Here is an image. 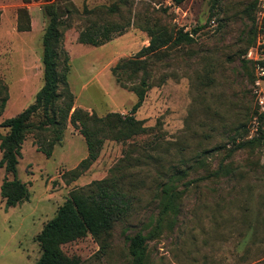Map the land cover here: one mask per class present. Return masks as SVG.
Listing matches in <instances>:
<instances>
[{
  "label": "rangeland",
  "instance_id": "1",
  "mask_svg": "<svg viewBox=\"0 0 264 264\" xmlns=\"http://www.w3.org/2000/svg\"><path fill=\"white\" fill-rule=\"evenodd\" d=\"M57 1L63 8L71 3L76 9L64 14L61 43V64L68 58L74 107L99 117L128 114L137 101L112 69L150 45L144 26L206 28L194 44L163 50L153 62L151 88L136 114L146 133L127 142L107 140L97 161L79 179L68 182L67 175L88 156L79 128L69 123L49 158L38 151L37 133L26 136L18 178L28 185L30 199L7 209L0 190V264H35L42 255L38 235L71 191L110 178L127 155L140 158L136 167L127 165L131 171L126 182L137 185L130 190L136 199L131 215L116 222L100 240L88 235L65 245L67 255L79 257L80 264H131L128 237L154 232L161 211L160 185L178 172L174 183L180 190L186 188L185 182L192 184L178 211L168 214L149 240L148 264H264V146L225 160L239 171L235 179L198 181L219 167L226 154L221 147H230L235 126L245 124L248 138L258 132L254 112H264L260 104L264 84L257 85L252 64L244 66L243 51L253 26L258 29L257 40L260 37V0H221L212 20L210 0H185L180 5L175 0ZM254 4L250 14L255 23L245 13ZM23 7L31 17L30 31L18 30V10ZM42 7L41 0H0V82L8 92L0 124L34 103L43 86L47 19ZM91 24L131 26L124 35L93 47L78 40ZM0 133L5 135L8 129L0 127ZM6 177L0 168V186Z\"/></svg>",
  "mask_w": 264,
  "mask_h": 264
},
{
  "label": "trees",
  "instance_id": "2",
  "mask_svg": "<svg viewBox=\"0 0 264 264\" xmlns=\"http://www.w3.org/2000/svg\"><path fill=\"white\" fill-rule=\"evenodd\" d=\"M25 3L31 0H23ZM43 2V14L47 19V26L43 35V86L37 92L35 101L17 116L5 119L0 127L8 129V133H0V149L2 159L0 168H4L7 177L0 186L1 196L5 200L7 209L17 207L30 199L28 185L18 178V165L22 156V147L29 133H37L38 151L48 158L53 155L56 144L63 139L68 124L79 128L80 134L85 138L88 146V156L74 170L68 172V182L75 181L84 175L99 158L107 140L127 142L142 134L147 128L142 120L137 119L136 114L143 106L147 92L151 88V68L153 62L161 57L162 51L170 47L190 46L195 43L196 36L206 28V25L195 27L191 31L184 29L168 30L165 26H144L150 37V45L140 50L133 58L119 62L113 69L117 81L125 89H129L137 96V101L128 114L119 112L109 113L99 117L96 113L90 114L80 108L74 107V95L68 84V58L61 59L64 51L61 47L64 27V14H71L75 7L68 3L63 8L57 0H41ZM70 2V0H65ZM123 3L128 0H121ZM185 0H175L180 5ZM221 0H210V20L215 17ZM257 5V3H256ZM256 8L255 4L246 9V14L251 17V12ZM76 10V9H75ZM116 8H111V11ZM18 30H31V17L26 7L18 10ZM253 23L255 18L251 17ZM131 26L123 24L89 25L79 35V42L93 47H101L112 41L115 37L122 36ZM264 26V25H263ZM258 29L253 26L250 30L247 51L256 44ZM244 66L250 64L243 60ZM264 65V62H263ZM126 82H124L123 78ZM138 81V82H137ZM0 82V117L5 111L8 92ZM258 132L256 136L248 138L244 135L245 124H238L233 128L235 135L230 137L229 148L219 167L214 171L200 176L198 181L221 180L225 177L235 179L239 171L233 164H225V160L231 159L237 153L244 150L256 151L264 146V112H254ZM35 118H40L35 122ZM49 136L47 140L45 135ZM210 150L204 152L208 154ZM126 163L112 171L110 178L94 181L90 185L74 189L69 198L58 209L57 214L46 223L38 235V242L42 249V255L35 264H80L81 260L76 256H69L63 247L69 243L78 241L91 235L95 240H100L116 224L131 215L135 198L130 195L131 189L137 185L126 182L131 169L127 165L136 167L140 158H132L127 155ZM136 163V164H133ZM178 172L170 176L169 182L160 185V207L158 221L154 232L144 234L138 232L133 237H128L129 256L131 264H148V242L161 228L164 218L171 212H177L184 192L192 182H185L184 190H180L174 181ZM241 175V174H240ZM10 177H12L10 179ZM262 180V178H261Z\"/></svg>",
  "mask_w": 264,
  "mask_h": 264
},
{
  "label": "built area",
  "instance_id": "3",
  "mask_svg": "<svg viewBox=\"0 0 264 264\" xmlns=\"http://www.w3.org/2000/svg\"><path fill=\"white\" fill-rule=\"evenodd\" d=\"M259 34L256 44L246 53L245 59L252 64L257 78V85L264 84V0L259 1ZM260 104L264 105V99H260Z\"/></svg>",
  "mask_w": 264,
  "mask_h": 264
}]
</instances>
